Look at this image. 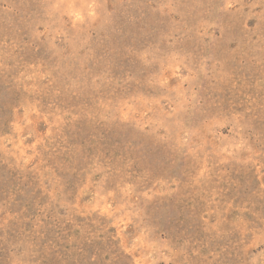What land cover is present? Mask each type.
<instances>
[{
  "label": "rangeland",
  "instance_id": "rangeland-1",
  "mask_svg": "<svg viewBox=\"0 0 264 264\" xmlns=\"http://www.w3.org/2000/svg\"><path fill=\"white\" fill-rule=\"evenodd\" d=\"M0 264H264V0H0Z\"/></svg>",
  "mask_w": 264,
  "mask_h": 264
}]
</instances>
